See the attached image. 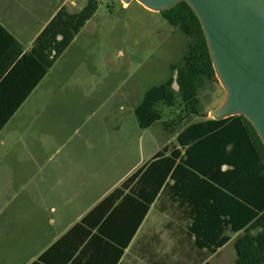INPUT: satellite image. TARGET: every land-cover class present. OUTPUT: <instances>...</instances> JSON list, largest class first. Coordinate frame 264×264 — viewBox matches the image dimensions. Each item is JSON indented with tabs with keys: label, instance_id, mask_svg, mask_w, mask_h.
I'll use <instances>...</instances> for the list:
<instances>
[{
	"label": "trees",
	"instance_id": "1",
	"mask_svg": "<svg viewBox=\"0 0 264 264\" xmlns=\"http://www.w3.org/2000/svg\"><path fill=\"white\" fill-rule=\"evenodd\" d=\"M98 7L99 0H87L81 10L74 12L62 7L25 53L0 24L4 44L13 50L7 65L22 53L14 68L29 65L30 92ZM161 14L186 37L187 47L181 60L171 64L170 77L150 87L134 113L142 128L161 121L165 130L177 132L178 146L158 151L123 187L115 189L32 264H91L82 263L83 259L88 248L102 238L116 245L112 264H121L126 248L158 198L162 211L167 209L168 201L173 213L187 220V234L194 237L193 246L199 249V262L193 264H213L207 253L217 254L231 240L229 231L239 233L234 241L235 264H264V143L243 114L221 120L202 116L193 120L204 112L201 92L209 82L219 81L207 40L187 2ZM26 96L27 91L21 100ZM17 108L14 106L0 122V130ZM132 181L139 186L137 194L143 204L130 234L121 236L112 224L116 202ZM72 238L76 241H70Z\"/></svg>",
	"mask_w": 264,
	"mask_h": 264
},
{
	"label": "crops",
	"instance_id": "2",
	"mask_svg": "<svg viewBox=\"0 0 264 264\" xmlns=\"http://www.w3.org/2000/svg\"><path fill=\"white\" fill-rule=\"evenodd\" d=\"M69 4L77 5V1L0 0V24L25 53L62 7L71 11ZM3 40L0 34V122L14 106L18 108L0 130V264H32L115 189L123 187L158 150H152L150 141L151 151L143 161L141 138L136 141L125 134H80L82 129L75 118L48 114L56 95L45 86L52 80V69L74 41L30 92L29 65L14 68L22 53L7 65L13 50ZM25 91L27 96L21 100ZM138 191L139 186L132 181L116 202L118 208L112 224L121 236L130 234L140 216L143 199ZM160 202L158 198L151 205L121 264H125L130 250L151 252L152 245L159 242L151 223L156 211L169 219L165 227L177 249L199 250L193 246L194 237L187 234V220L173 213L168 201L167 209L162 211ZM115 246L107 239H99L88 248L82 263L112 264ZM169 257L154 253L148 254L147 260L149 264H172ZM188 260L178 264H190Z\"/></svg>",
	"mask_w": 264,
	"mask_h": 264
},
{
	"label": "rangeland",
	"instance_id": "3",
	"mask_svg": "<svg viewBox=\"0 0 264 264\" xmlns=\"http://www.w3.org/2000/svg\"><path fill=\"white\" fill-rule=\"evenodd\" d=\"M76 1L77 5H68L72 12L81 10L87 0ZM186 47V37L161 12L137 0L125 5L121 0H99L93 17L51 71L52 80L45 88L56 98L48 114L75 118L80 134L141 138L143 161L151 151L150 141L152 150L156 147L158 151L166 145H178L177 132L165 130L161 121L149 128L140 127L134 110L150 87L170 77L171 64L181 60ZM200 97L202 110L210 112L224 102L226 91L219 81L209 82ZM195 116L193 120L201 117ZM168 220L153 212L151 223L159 242L152 245L151 252L130 250L125 264H149L148 254L154 253L169 254L172 264L183 259H189L190 264L199 262L196 250L181 252L175 247L165 227ZM228 233L232 235L230 242L217 254L207 253L213 264H235L234 241L239 233Z\"/></svg>",
	"mask_w": 264,
	"mask_h": 264
},
{
	"label": "water",
	"instance_id": "4",
	"mask_svg": "<svg viewBox=\"0 0 264 264\" xmlns=\"http://www.w3.org/2000/svg\"><path fill=\"white\" fill-rule=\"evenodd\" d=\"M130 3L133 0H122ZM163 12L182 1L202 25L224 102L199 115H245L264 143V0H137Z\"/></svg>",
	"mask_w": 264,
	"mask_h": 264
},
{
	"label": "built area",
	"instance_id": "5",
	"mask_svg": "<svg viewBox=\"0 0 264 264\" xmlns=\"http://www.w3.org/2000/svg\"><path fill=\"white\" fill-rule=\"evenodd\" d=\"M122 1V0H121ZM122 4L125 5V2L122 1Z\"/></svg>",
	"mask_w": 264,
	"mask_h": 264
},
{
	"label": "bare ground",
	"instance_id": "6",
	"mask_svg": "<svg viewBox=\"0 0 264 264\" xmlns=\"http://www.w3.org/2000/svg\"><path fill=\"white\" fill-rule=\"evenodd\" d=\"M125 4H127V3L125 2Z\"/></svg>",
	"mask_w": 264,
	"mask_h": 264
}]
</instances>
